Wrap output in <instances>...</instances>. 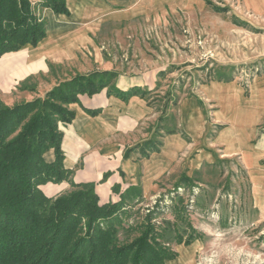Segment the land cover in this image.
I'll return each mask as SVG.
<instances>
[{
  "label": "crops",
  "instance_id": "crops-1",
  "mask_svg": "<svg viewBox=\"0 0 264 264\" xmlns=\"http://www.w3.org/2000/svg\"><path fill=\"white\" fill-rule=\"evenodd\" d=\"M203 1L67 0L68 15L38 8V16L46 21V37L36 47L27 45L0 58V101L12 106L30 97L35 80H43L41 88L67 70L86 72L103 66L99 39L121 24L137 19L162 22L170 14L202 7ZM243 1L250 7L264 5V0ZM153 81L149 74L120 75L116 89L151 91ZM70 109L75 118L60 125L63 164L70 178L39 187L51 199L70 192L74 184L94 185L100 205L120 202L129 190L136 200H147L159 195L161 183L177 170L210 165L217 152L246 160L264 157V133H259L264 123V78L254 82L248 95L235 82L215 81L181 99L166 115L173 129L162 137L160 151L148 156L138 146L151 139L160 115L145 97L124 101L105 89L80 95ZM44 159L54 162V151Z\"/></svg>",
  "mask_w": 264,
  "mask_h": 264
},
{
  "label": "rangeland",
  "instance_id": "rangeland-1",
  "mask_svg": "<svg viewBox=\"0 0 264 264\" xmlns=\"http://www.w3.org/2000/svg\"><path fill=\"white\" fill-rule=\"evenodd\" d=\"M203 3L162 22L121 24L99 39L103 66L67 70L41 88L43 80H35L34 91L21 102L42 97L77 74L114 72L115 88L120 75L149 74L154 86L144 89V97L160 115L151 139L161 142L173 129L165 122L169 109L203 85L235 82L248 95L254 82L264 78V5L250 7L243 0ZM259 133H264V123ZM161 186L152 199L128 202L117 235L120 244L136 240L140 225L150 217L156 242L176 254L165 264H264V157L246 160L217 152L212 164L196 169L185 165Z\"/></svg>",
  "mask_w": 264,
  "mask_h": 264
},
{
  "label": "trees",
  "instance_id": "trees-1",
  "mask_svg": "<svg viewBox=\"0 0 264 264\" xmlns=\"http://www.w3.org/2000/svg\"><path fill=\"white\" fill-rule=\"evenodd\" d=\"M38 8L69 14L67 0H0V58L27 45L36 47L46 37V21ZM116 78L114 72L77 74L42 97L12 106L0 101V264H165L175 259L176 254L156 242L150 217L140 225L136 240L118 242L134 191L118 203L100 205L94 185L73 184V191L54 199L39 189L70 178L63 164L60 125L73 121L70 106L80 95L108 89L124 101L145 96L137 88L117 90L112 85ZM161 146L150 139L138 149L148 156ZM49 150L55 153L52 163L44 159Z\"/></svg>",
  "mask_w": 264,
  "mask_h": 264
}]
</instances>
